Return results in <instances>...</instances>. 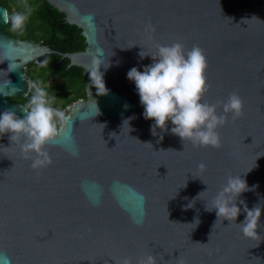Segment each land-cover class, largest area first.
I'll use <instances>...</instances> for the list:
<instances>
[{
	"label": "water",
	"instance_id": "95a60500",
	"mask_svg": "<svg viewBox=\"0 0 264 264\" xmlns=\"http://www.w3.org/2000/svg\"><path fill=\"white\" fill-rule=\"evenodd\" d=\"M45 1L82 31L86 47L63 54L10 37L0 3V113L23 118L24 106L8 98L29 95L25 68L48 55L83 69L87 98L65 111L45 149L47 167L33 170L10 134L0 136V264H139L148 255L156 264H264V0ZM174 42L199 46L206 57L202 102L227 115L217 129L219 148L183 142L171 121L167 131H153L154 121L143 116L127 73L143 72L157 45ZM94 59L109 63L100 68L105 95L91 84ZM232 92L243 101L235 120L221 103ZM238 175L253 190L237 199L236 223L245 205H260V240L206 211Z\"/></svg>",
	"mask_w": 264,
	"mask_h": 264
},
{
	"label": "clouds",
	"instance_id": "9594fccd",
	"mask_svg": "<svg viewBox=\"0 0 264 264\" xmlns=\"http://www.w3.org/2000/svg\"><path fill=\"white\" fill-rule=\"evenodd\" d=\"M27 18L26 13L17 12L7 19L13 30H22ZM139 55L141 58L146 56L144 51ZM151 56L152 64L146 66L143 72L136 67L131 68L127 78L135 84L144 108V118L154 121L153 131L156 128L167 131V123L171 121V133L180 137L183 142L189 141L194 147H221L217 129L227 122V115H219L217 105L202 102L208 88L205 77L207 62L203 50L199 46L186 50L182 43L174 42L170 45H157V54ZM101 66L107 69L109 63L105 66L102 60L94 59L89 73L97 94L105 95L108 90L104 74L100 71ZM31 88L33 94L22 108L25 114L23 118L12 110L0 113V136L10 134L12 145L16 144L20 148L24 159L32 161L33 170H39L51 164V158L45 149L59 135L66 116L62 110L53 107L52 99L38 83H33ZM221 103L223 113H230L233 120L243 115V101L238 93H230L227 100ZM205 167L203 163L198 166L201 171ZM251 190L253 189L249 188L241 175L229 176L214 197L211 207L206 204V211L214 210L217 220L223 218L229 224L236 223L241 214L236 201L242 193ZM188 207H192V204ZM243 211L246 213L245 219L236 224L245 238L260 240L257 229L262 207L256 205L248 209L245 205ZM122 264H132V261L124 258ZM139 264H156V259L148 255Z\"/></svg>",
	"mask_w": 264,
	"mask_h": 264
},
{
	"label": "trees",
	"instance_id": "16d2710c",
	"mask_svg": "<svg viewBox=\"0 0 264 264\" xmlns=\"http://www.w3.org/2000/svg\"><path fill=\"white\" fill-rule=\"evenodd\" d=\"M0 3L8 10V16L13 13H26L28 18L22 30H13L11 23L4 27V32L22 40H34L45 42L60 51H82L85 49V39L82 31L67 23L66 16L50 6L45 0H0ZM60 58L56 55H48L41 59L40 63H33L28 72L32 83H38L44 88L53 101V107L60 110L86 99V83L82 68L58 72L57 63ZM60 83L47 85L49 77ZM33 89L26 98H8L9 101L27 105Z\"/></svg>",
	"mask_w": 264,
	"mask_h": 264
},
{
	"label": "flooded vegetation",
	"instance_id": "af4514ba",
	"mask_svg": "<svg viewBox=\"0 0 264 264\" xmlns=\"http://www.w3.org/2000/svg\"><path fill=\"white\" fill-rule=\"evenodd\" d=\"M7 34V33H6ZM9 35V34H7ZM10 37H13L11 35H9ZM15 39H19V40H22L21 38H17V37H13ZM60 51V50H59ZM62 52L63 54H68V53H75L76 51H71V50H64V51H60ZM77 52H79L77 50ZM58 58H60L59 62L57 63V70L58 72H64L66 69H68V71H71V70H74L75 68H80V67H77V66H70V61L65 57V56H59V55H56Z\"/></svg>",
	"mask_w": 264,
	"mask_h": 264
},
{
	"label": "rangeland",
	"instance_id": "374dc122",
	"mask_svg": "<svg viewBox=\"0 0 264 264\" xmlns=\"http://www.w3.org/2000/svg\"><path fill=\"white\" fill-rule=\"evenodd\" d=\"M29 66H30V65H29ZM29 66H27V67L25 68V70H26L27 72H29V71L32 70ZM60 82H61V80H57V81H55L54 78L50 76L47 85H49V84H51V83H57V84H58V83H60ZM32 84H33V83H32Z\"/></svg>",
	"mask_w": 264,
	"mask_h": 264
},
{
	"label": "built area",
	"instance_id": "2783aa9c",
	"mask_svg": "<svg viewBox=\"0 0 264 264\" xmlns=\"http://www.w3.org/2000/svg\"><path fill=\"white\" fill-rule=\"evenodd\" d=\"M72 106H73V104L72 105H69V106H67V107H65V108H63L61 110L65 113V111L66 110L69 111L72 108Z\"/></svg>",
	"mask_w": 264,
	"mask_h": 264
}]
</instances>
